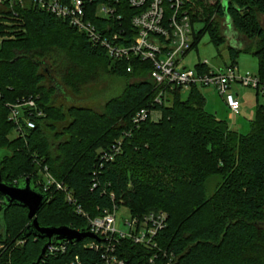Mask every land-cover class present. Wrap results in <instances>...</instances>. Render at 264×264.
Segmentation results:
<instances>
[{
    "label": "trees",
    "instance_id": "obj_1",
    "mask_svg": "<svg viewBox=\"0 0 264 264\" xmlns=\"http://www.w3.org/2000/svg\"><path fill=\"white\" fill-rule=\"evenodd\" d=\"M82 1L98 27L107 22L96 16L98 7L110 5L121 17L115 26L133 34L136 11L127 0ZM187 8L194 23L204 24L194 30L192 51L206 33L213 44L225 43L220 20H229L252 41L241 49L229 48L233 63L241 53L253 54L264 79V0H188ZM151 70L150 63L111 60L85 34L31 4L0 7L3 181L19 185L29 179L44 192L47 168L91 218L116 205L133 217L164 211L168 225L159 243L177 264H264V105L245 136L206 111L201 88H193L186 101L178 90L166 104H154ZM105 77H115L121 91L103 97V113L57 104L64 88L83 95ZM30 98L45 117L36 120L35 129L23 125V135L10 141L8 133L16 126L8 119L7 105ZM142 109L159 112V120L134 125ZM114 145H122L121 152L106 162L102 157ZM44 193L48 202L37 214L42 227L88 229L64 192L51 186ZM0 215V264H69L76 256L101 264V254L86 248L91 239L68 244L65 253L47 249L40 260L48 240L29 236L28 211L10 206ZM51 245L62 244L53 239ZM119 254L129 264H151L153 257L130 241H122ZM164 263L161 257L153 264Z\"/></svg>",
    "mask_w": 264,
    "mask_h": 264
},
{
    "label": "built area",
    "instance_id": "obj_2",
    "mask_svg": "<svg viewBox=\"0 0 264 264\" xmlns=\"http://www.w3.org/2000/svg\"><path fill=\"white\" fill-rule=\"evenodd\" d=\"M136 14L132 17L129 29L117 27L113 22L120 21L116 9L110 5H101L96 16L107 20L104 27H98L87 16L86 6L82 0L64 2L62 0H0V7L15 8L31 4L57 19L66 22L71 28L85 34L95 46L101 47L111 60L133 61L150 63L152 70L150 80L157 91L154 104L163 105L172 99L178 90L189 92L193 88L213 89L224 101L229 112L236 116L241 113V102L234 93V87L242 86L253 88L264 95V79L250 74L242 75L237 64L233 63L225 68L213 69L205 61L198 65L196 70L183 66L187 55L192 51L194 43V30L198 23L187 8L188 0H127ZM131 35V36H130ZM133 36V37H132ZM131 41V42H130ZM10 114L9 121L16 126L18 133L27 129L36 128V120L45 117L39 108L37 100L23 99L15 104L7 105ZM156 111L150 109L140 110L133 119L134 125L146 122ZM122 145H114L102 157L106 162H112L121 152ZM44 192L51 186L65 193L67 202L75 208V212L88 221L89 233L96 235L99 241L92 240L86 248L101 254V264H129L119 254L122 241H130L153 253L150 263L163 257L164 264H177L173 254L164 252L160 247V234L167 228L168 214L164 211L152 212L143 217H133L124 221L126 230L117 227V205L106 210L96 218H91L78 205L68 188L57 182L45 168ZM94 176H98L94 173ZM40 187V186H38ZM98 187L95 182L92 191ZM42 188V187H40ZM114 200L115 196L111 195ZM5 200L0 196V209ZM130 213V212H129ZM69 242L61 246L51 245L48 250L65 253ZM69 264H88L76 256ZM91 264V263H90Z\"/></svg>",
    "mask_w": 264,
    "mask_h": 264
},
{
    "label": "rangeland",
    "instance_id": "obj_3",
    "mask_svg": "<svg viewBox=\"0 0 264 264\" xmlns=\"http://www.w3.org/2000/svg\"><path fill=\"white\" fill-rule=\"evenodd\" d=\"M260 23L264 27V16L260 17ZM220 26L225 36V43L215 45L211 42L210 35L206 33L200 40L198 47L191 51L183 62V66L196 70L198 65L208 61V65L213 69L225 68L233 64L229 48L234 46L235 49H241L252 43L250 39L238 33L232 24L227 20H220ZM196 30L204 28V24L198 23L195 26ZM231 46V47H232ZM237 66L242 75L250 74L259 76V61L253 54L241 53L236 59ZM64 92L58 95L57 104L67 108L73 105H83L103 113V97H111L117 95L121 91V86L115 77H105L97 85H93L83 95H74L68 89L64 88ZM234 93L241 102L240 115L230 116L226 104L223 99L214 92L213 89L204 88L202 90L206 100V111L216 114L221 120L227 121L229 127L233 131H237L242 135L251 133V122L255 119L257 110L264 105V95L253 88L236 86ZM190 93L182 92L181 98L183 101L188 100ZM105 102V101H104ZM153 121H158L159 112L153 113L151 116ZM9 119V118H8ZM23 133H18L17 130L8 133V139L12 141L20 137ZM211 194V192H210ZM130 218L129 210L126 207H120L117 212V227L120 230H126L124 221Z\"/></svg>",
    "mask_w": 264,
    "mask_h": 264
},
{
    "label": "water",
    "instance_id": "obj_4",
    "mask_svg": "<svg viewBox=\"0 0 264 264\" xmlns=\"http://www.w3.org/2000/svg\"><path fill=\"white\" fill-rule=\"evenodd\" d=\"M3 157L0 153V165L2 164ZM0 196L5 200V206L0 210V214L10 206L26 209L28 211V218L31 221L29 236L48 240V243L42 250L40 260H42L47 249L51 246L53 239L60 244L64 242H69L70 244L82 243L86 239L99 241L96 235L89 233L87 230L77 231L67 226L42 227L38 222L37 214L48 202V197L43 191L34 187L32 181L29 179L19 185L7 184L3 181L0 171ZM1 217L2 215H0V220Z\"/></svg>",
    "mask_w": 264,
    "mask_h": 264
},
{
    "label": "crops",
    "instance_id": "obj_5",
    "mask_svg": "<svg viewBox=\"0 0 264 264\" xmlns=\"http://www.w3.org/2000/svg\"><path fill=\"white\" fill-rule=\"evenodd\" d=\"M228 21H229V20H228ZM231 46H232V45H231ZM231 46H230V47H231ZM232 47H234V46H232ZM214 92H215V91H214ZM223 102H224V101H223ZM226 107H227V106H226ZM227 110H228V108H227ZM230 114H231V113H230ZM230 116H234V115L231 114Z\"/></svg>",
    "mask_w": 264,
    "mask_h": 264
}]
</instances>
